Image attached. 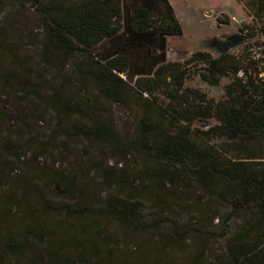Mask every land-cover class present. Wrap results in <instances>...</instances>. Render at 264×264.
Here are the masks:
<instances>
[{"label":"rangeland","instance_id":"374dc122","mask_svg":"<svg viewBox=\"0 0 264 264\" xmlns=\"http://www.w3.org/2000/svg\"><path fill=\"white\" fill-rule=\"evenodd\" d=\"M80 1L0 0V264H45L53 256L63 264H229L225 245L243 229L244 211H234L187 176L182 187L137 178L154 165L130 148L142 137L145 118L169 135L189 125L174 113L175 87L159 85L147 91V98L139 96L131 77L140 65L148 71L151 63L132 51L129 76H120L128 82L107 97L89 70L111 52L103 49L104 41L93 51L64 52L48 40L43 11L55 14ZM167 1L181 30L167 39V61L185 67L179 91H195L190 105L233 99L238 85L258 72L264 81V0ZM229 34L243 36L228 51L243 60L236 74L212 84L205 64L186 66L197 51L218 56ZM214 38V49H205L203 43ZM228 86L231 93L225 96ZM64 101L94 115L115 144L74 135L72 127L89 123L66 109L63 113ZM190 125L197 145L258 168L263 164L264 133L247 140L214 117L193 119ZM62 174L67 189L57 180ZM53 178L56 184L49 182ZM118 201L133 205L128 223L115 214H126L114 210ZM25 229L36 234L16 261L3 248L9 237L26 236ZM43 235L50 237L57 256L40 242Z\"/></svg>","mask_w":264,"mask_h":264},{"label":"trees","instance_id":"16d2710c","mask_svg":"<svg viewBox=\"0 0 264 264\" xmlns=\"http://www.w3.org/2000/svg\"><path fill=\"white\" fill-rule=\"evenodd\" d=\"M56 11V15L51 13L50 8L43 11L47 20L46 35L54 43L56 51H93L102 41L105 42L103 49L111 51L104 60H94L89 68L98 90L107 97L116 96L119 84L128 82L127 79L121 80L120 76H129L132 51H139L143 54V62L147 60L151 63L148 71H144L140 65L131 77L133 89L139 96L159 85L168 87L171 84L175 87L173 92L178 102L174 113L189 125L175 135H169L145 118L143 129L139 131L142 137L131 143L130 148L137 149L154 165L137 173V178L143 176L155 182L167 180L173 187H182L187 177L192 178L202 190L227 202L234 211H244L241 216L246 219L243 229L232 235L225 245L228 262L264 264V162L258 168L238 158L222 157L214 149L197 145L190 137L193 119L205 117L217 118L235 136L242 135L247 140L260 137L264 133V81L257 77L259 72L254 78L248 77L245 84L238 85L240 92L233 99L215 103L211 101L208 106L205 101V107L190 105L188 100L195 98V91H179L185 77V67L167 61V39L181 35L178 21L167 0H81L74 6L57 8ZM184 62L186 66L192 62L205 64L203 70L213 80L212 84L227 73L236 74L243 66L241 58L228 52L212 57L197 51ZM231 88L228 86L225 89V96H230ZM71 104L67 101L62 103L63 113L66 109L72 116L81 117L89 123L84 129L72 127L74 135L115 144L94 115H84L80 107L75 108ZM64 178L65 174H62L57 180H62L60 182L67 189L69 185ZM67 179L70 182L71 178ZM55 180L53 178L49 182L56 184ZM132 206L123 201L113 205L117 212L126 213H115L122 216L120 221H125L122 223L131 220L127 212L129 208L132 210ZM35 234L33 229H25L26 236L19 239L9 237L3 249L17 261L22 249ZM49 240L50 237L43 235L40 242L57 256L58 251L49 245ZM45 264L63 263L53 256Z\"/></svg>","mask_w":264,"mask_h":264},{"label":"water","instance_id":"95a60500","mask_svg":"<svg viewBox=\"0 0 264 264\" xmlns=\"http://www.w3.org/2000/svg\"><path fill=\"white\" fill-rule=\"evenodd\" d=\"M217 40L218 39H211L208 41H205L203 43V47L205 49H214V47L217 45ZM224 50L222 51L223 53H227L230 49H233L240 45L243 42V36L240 34H229L224 37Z\"/></svg>","mask_w":264,"mask_h":264},{"label":"flooded vegetation","instance_id":"af4514ba","mask_svg":"<svg viewBox=\"0 0 264 264\" xmlns=\"http://www.w3.org/2000/svg\"><path fill=\"white\" fill-rule=\"evenodd\" d=\"M219 50H221V53H220V54H223L222 50H224V43H221V44H220V48H219Z\"/></svg>","mask_w":264,"mask_h":264},{"label":"built area","instance_id":"2783aa9c","mask_svg":"<svg viewBox=\"0 0 264 264\" xmlns=\"http://www.w3.org/2000/svg\"><path fill=\"white\" fill-rule=\"evenodd\" d=\"M142 96L146 98L147 97V94L146 93H143Z\"/></svg>","mask_w":264,"mask_h":264},{"label":"crops","instance_id":"0c3cea01","mask_svg":"<svg viewBox=\"0 0 264 264\" xmlns=\"http://www.w3.org/2000/svg\"><path fill=\"white\" fill-rule=\"evenodd\" d=\"M169 3V2H168ZM171 6V5H170ZM173 9V8H172Z\"/></svg>","mask_w":264,"mask_h":264}]
</instances>
